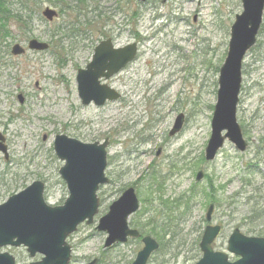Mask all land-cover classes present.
<instances>
[{
    "label": "rangeland",
    "instance_id": "1",
    "mask_svg": "<svg viewBox=\"0 0 264 264\" xmlns=\"http://www.w3.org/2000/svg\"><path fill=\"white\" fill-rule=\"evenodd\" d=\"M20 1L0 0L14 14ZM87 2L88 16L101 12L95 26L104 36L95 34L70 47L68 39L59 35L53 48L54 27L68 15L63 14L50 24L36 20L28 34L12 27L11 35L0 41V135L7 148V159L0 152V205L36 181L45 184L47 204L62 205L68 192L59 175L63 162L52 147L55 137L64 135L83 144L108 139L104 171L108 183L97 192L100 201L93 222L79 225L67 240L70 264L133 263L142 249L141 238L105 248L107 235L95 230L128 188L139 202V210L128 219L131 229L144 227L143 235L160 244L161 235L150 230L154 225L170 227L147 264H195L208 225L220 227L215 251L227 253L235 229L245 237L264 238L260 232L264 215L256 218L253 211L264 213V10L256 44L243 60L236 109L247 149L238 152L225 142L216 157L205 162L218 71L227 53L229 29L242 12L241 0ZM59 6L57 0H42L39 12L44 7L58 11ZM105 38L118 48L137 43V55L106 82L121 95L119 100L102 107L83 106L77 71L85 68L94 46ZM29 39L45 42L49 49L26 51ZM15 44L26 53L11 55ZM179 115L182 128L169 136ZM199 171L203 179L196 181ZM178 199L182 205L172 214L160 207L162 201ZM184 202L188 203L185 213ZM153 219L154 225L143 226ZM1 251L13 256L16 264L39 259H30L22 247ZM228 255L231 261L238 258Z\"/></svg>",
    "mask_w": 264,
    "mask_h": 264
},
{
    "label": "water",
    "instance_id": "2",
    "mask_svg": "<svg viewBox=\"0 0 264 264\" xmlns=\"http://www.w3.org/2000/svg\"><path fill=\"white\" fill-rule=\"evenodd\" d=\"M241 5L242 12L235 16L230 27L226 57L219 69L216 104L210 123L211 134L204 151L207 162L215 158L225 141L233 144L239 152H244L247 148L236 121V109L241 87L242 62L255 45L262 23L264 0H241ZM42 15L48 21L57 16L49 8ZM47 48L46 44L36 40L28 42L29 50L44 51ZM136 53L135 43L115 48L111 39L101 41L94 48L91 61L77 72V93L81 104L88 106L92 103L101 107L106 102L118 100L120 95L105 82L131 63ZM11 54L22 55L24 49L14 45ZM182 125L183 116L179 115L169 135L178 133ZM3 142L4 138L0 135V152L7 159V148ZM107 146V139L101 144H83L64 135L56 136L53 148L57 158L64 162L59 174L67 186L69 196L62 206H50L43 197L44 184L36 181L9 197L0 205V250L4 247L22 246L30 258L37 254L42 256L40 261L28 264H69L71 248L66 239L81 223L86 221V225H89L93 222L99 208L96 191L99 186L108 182L104 175ZM202 177L203 173L199 171L195 180L200 181ZM137 210L138 200L132 188L125 190L110 205L108 213L99 219L96 227L97 231L107 234L105 248L115 243L123 244L128 238L140 237L127 224L128 217ZM211 212L210 205L205 216L208 222ZM219 231L218 226L205 227L199 243L202 257L196 264H264L263 238L245 237L238 229L233 230L228 238L226 251L237 256L238 260L229 262L225 252L213 251L211 247ZM141 242L143 248L132 264H146L150 255L158 249L157 242L149 236L143 237ZM95 262L93 260L88 264ZM0 264H15V260L9 253L0 252Z\"/></svg>",
    "mask_w": 264,
    "mask_h": 264
},
{
    "label": "trees",
    "instance_id": "3",
    "mask_svg": "<svg viewBox=\"0 0 264 264\" xmlns=\"http://www.w3.org/2000/svg\"><path fill=\"white\" fill-rule=\"evenodd\" d=\"M40 2L41 0L20 1V8L15 14L14 11L11 10L8 6H6L5 3L0 2V41L5 39L6 36L8 37L11 35L12 27L17 29L18 31L22 30L23 32H26L31 28L34 21H43V19L39 16ZM58 3L60 4L59 15L67 13L68 20L63 22L61 25H57L56 27H54V30L57 35L51 38L53 48L56 49V45L59 44L57 41H53L55 40V37H58L59 35L70 40H73L74 37H77L81 41L88 40L89 38H91V35L94 32L95 24L101 12H98L96 16H88V8L90 4L87 2V0H59ZM93 8L94 10H97V5ZM101 34L103 36L105 35L103 31H101ZM261 142L263 141H260V143ZM187 204V202H184L183 213L186 212ZM181 205V199H178L172 202L162 201L160 207L165 212L172 214L176 209L179 210ZM253 211L254 215H256V218L261 219L264 215V213H258L254 209ZM147 225H154V219L143 226ZM167 227L168 226L158 228L156 225H154L153 231L150 230V232L154 236L156 233L161 235V243L159 244V246L161 247L162 239L165 237V235L167 236L169 234L168 230L170 227ZM156 229L159 232H156ZM138 231L141 235L145 233L144 227L142 226L138 227ZM260 232L264 233V230Z\"/></svg>",
    "mask_w": 264,
    "mask_h": 264
},
{
    "label": "flooded vegetation",
    "instance_id": "4",
    "mask_svg": "<svg viewBox=\"0 0 264 264\" xmlns=\"http://www.w3.org/2000/svg\"><path fill=\"white\" fill-rule=\"evenodd\" d=\"M42 1V0H41ZM59 0H57V2H58ZM59 4V3H58ZM45 8H49V7H44V9ZM58 12V14H59V10L57 11ZM64 14H67V13H64ZM63 14H61V15H59V16H62ZM107 19H109V18H107ZM106 19V20H107ZM68 20V15H67V18H66V20L65 21H67ZM40 21V20H39ZM35 22V21H34ZM34 24V23H33ZM33 24H32V26H33ZM31 26V27H32ZM31 29V28H30ZM30 29L28 30V31H26V32H23L22 30H20V31H18L17 29V31L18 32H22V33H24V34H28L29 32H30ZM96 29H97V26H95V28H94V32L92 33V35H91V37L92 36H94L95 34H98V35H100V36H103L99 31H96ZM65 38V37H64ZM26 39V38H25ZM90 39V38H89ZM30 40H36V39H29L28 41H27V44H28V42L30 41ZM77 40H79V41H81L80 39H78L77 37H74V39L73 40H70V39H68V41L70 42L69 43V45H70V47L73 45L72 43L73 42H75V41H77ZM36 41H38V40H36ZM38 42H40V41H38ZM40 43H44V44H46L47 46H48V48L46 49V50H48L49 49V44H47V43H45V42H40ZM137 44V43H136ZM26 51H29V49H27ZM26 51H24V54L26 53ZM34 52V51H33Z\"/></svg>",
    "mask_w": 264,
    "mask_h": 264
}]
</instances>
